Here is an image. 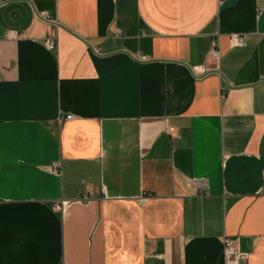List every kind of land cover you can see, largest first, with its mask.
Here are the masks:
<instances>
[{
    "label": "crops",
    "instance_id": "obj_1",
    "mask_svg": "<svg viewBox=\"0 0 264 264\" xmlns=\"http://www.w3.org/2000/svg\"><path fill=\"white\" fill-rule=\"evenodd\" d=\"M225 236L264 264V0H0V264H224Z\"/></svg>",
    "mask_w": 264,
    "mask_h": 264
},
{
    "label": "built area",
    "instance_id": "obj_2",
    "mask_svg": "<svg viewBox=\"0 0 264 264\" xmlns=\"http://www.w3.org/2000/svg\"><path fill=\"white\" fill-rule=\"evenodd\" d=\"M42 18L47 19V17L43 14L40 15ZM121 34L120 31H117L116 36L119 37ZM230 42L235 46H244L245 45V38L244 36H238V35H231L230 36ZM46 48L50 51L55 50L56 44L53 40H49L46 43ZM209 55L216 59L218 57V49L217 44L213 43L212 48L209 52ZM207 72L206 69L202 68L197 73V76H203ZM72 115H66L62 118H60V121H67L72 119ZM52 168H58V163L53 164ZM192 188L194 192L202 193L206 188L207 184L205 180L201 179H194L192 181ZM56 209H59V206H56ZM246 256L239 251L238 248V242L236 238L225 236L223 238V260L224 264H240V262L245 258Z\"/></svg>",
    "mask_w": 264,
    "mask_h": 264
}]
</instances>
